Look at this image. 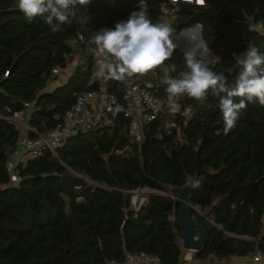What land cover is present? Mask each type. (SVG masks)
I'll list each match as a JSON object with an SVG mask.
<instances>
[{
	"label": "trees",
	"instance_id": "obj_1",
	"mask_svg": "<svg viewBox=\"0 0 264 264\" xmlns=\"http://www.w3.org/2000/svg\"><path fill=\"white\" fill-rule=\"evenodd\" d=\"M145 3L152 22L171 25L174 35L200 26L214 58L208 66L224 73L229 86L242 70L233 53L256 47L264 54V35L248 28L264 20V0H204L178 9L169 0ZM139 4L90 0L53 33L41 17L28 22L18 0H0V264H105L139 251L158 256L161 264H178L180 228L171 217L180 206L172 190L188 184L193 215H200L196 207L207 214L197 258L264 251V106L255 100L225 133L217 97H177L179 111L165 110L145 124L141 144L118 113L112 126L67 137L56 155L44 149L19 163L21 180L9 183L8 164L23 134L11 119L27 113L25 102H33L25 133L34 139L62 121L78 93L104 89L122 101L123 81L96 72L99 57L108 59L93 51V37L126 21ZM81 7L90 14L83 42L75 34ZM184 58L175 46L170 59L142 79L156 85L157 96H168L163 81L187 70ZM71 66L66 80L47 90L58 79L55 70ZM186 107L192 112L184 118L180 110ZM143 189L158 193L136 208L133 192Z\"/></svg>",
	"mask_w": 264,
	"mask_h": 264
},
{
	"label": "clouds",
	"instance_id": "obj_2",
	"mask_svg": "<svg viewBox=\"0 0 264 264\" xmlns=\"http://www.w3.org/2000/svg\"><path fill=\"white\" fill-rule=\"evenodd\" d=\"M179 8L180 4L199 3L204 0H169ZM90 0H18V9L28 22L41 17L50 30L55 33L62 25L70 24L78 6H87ZM249 31L264 35V20L248 26ZM173 32L167 23H153L145 0H140L139 11L130 13L126 21L115 24L114 29H102L93 37L98 52L106 56L108 62L102 65L98 75L104 79L124 81L136 75L143 76L153 72L168 61L175 45L170 36ZM208 52V50H207ZM206 52V53H207ZM241 71L234 86H229L224 73L212 71L208 64L211 59L201 55L197 59L194 52L185 54L187 70L179 74V78H166L168 101L173 112L179 111L176 98L187 95L203 102L209 94L219 100L224 131L233 129L247 103L258 101L264 106V54L256 47L247 49L236 56ZM239 97L237 102L235 98ZM199 181L193 185L198 186Z\"/></svg>",
	"mask_w": 264,
	"mask_h": 264
},
{
	"label": "built area",
	"instance_id": "obj_3",
	"mask_svg": "<svg viewBox=\"0 0 264 264\" xmlns=\"http://www.w3.org/2000/svg\"><path fill=\"white\" fill-rule=\"evenodd\" d=\"M197 4L199 3L197 2ZM80 12L81 14L75 34L77 39L83 42V31L90 19V14L86 7H81ZM93 51L98 57L101 55L96 49H93ZM212 62L213 61H211V63ZM155 91L156 85L152 81L142 79V76L136 75L126 78L123 81L121 102L116 95L108 93L104 89L78 93L75 102L65 112L62 121L58 123L53 130L39 135L34 139L28 138L26 133L19 137L17 149L8 164V171L10 174L9 183L17 185L21 180L20 174L16 168L19 163H25L28 159L38 156L44 149H49L53 155H56V147L67 137L80 131L103 126H112L115 123V118L118 113L123 114V116L129 120L128 131L130 135L141 144L145 139L143 130L145 124L155 120L165 110L173 113L172 106L168 101V96L159 97L155 94ZM177 102L178 100L176 98V104H178ZM32 106L33 102L24 103V107L27 110H30ZM180 111L184 118L189 117L192 112L189 107L181 109ZM22 116V112L15 113L11 120H17V118L21 119ZM18 123L22 124L25 130L30 129L26 123L20 121ZM157 136L161 137L159 133ZM147 195H149V193ZM146 196L143 197L140 202H135L136 208L146 200ZM175 217L176 216L173 215L171 219L174 220ZM183 250L187 249L183 248ZM187 251L189 252H182L178 264H218L224 262L228 257L244 258L246 262L253 264H264V251L260 249H256L253 253L245 257L230 255L223 252H214L207 258L201 259L202 261H198L199 258L196 257L195 251ZM105 264H161V261L156 255L139 251L136 253L125 252L122 261L106 259Z\"/></svg>",
	"mask_w": 264,
	"mask_h": 264
},
{
	"label": "water",
	"instance_id": "obj_4",
	"mask_svg": "<svg viewBox=\"0 0 264 264\" xmlns=\"http://www.w3.org/2000/svg\"><path fill=\"white\" fill-rule=\"evenodd\" d=\"M195 30L198 31L197 38L201 45H197L193 41H184L178 37L171 41L184 55L189 52H194V54L199 55L200 53H206L207 50V53H211V51L206 48V43L203 40L200 26L197 25L193 28L183 29L177 34V36H185L193 33ZM190 189L191 184H188L182 188H173L172 190L173 193L176 194V201L180 206L175 221L180 228L179 238L182 241L183 248L193 250L197 253L202 249L206 239L205 221L207 219V214L203 213L198 217L193 215V210H195V208L190 202Z\"/></svg>",
	"mask_w": 264,
	"mask_h": 264
},
{
	"label": "rangeland",
	"instance_id": "obj_5",
	"mask_svg": "<svg viewBox=\"0 0 264 264\" xmlns=\"http://www.w3.org/2000/svg\"><path fill=\"white\" fill-rule=\"evenodd\" d=\"M197 33L198 31L195 30L193 33H191V35H185V36H177V35H174V34H171L170 36V39H176L177 37L184 40V41H193L195 44L197 45H201L198 41V38H197ZM93 49H96L94 48V46L92 47ZM205 55L208 59H211V61L214 62V58H213V55L211 53H200L199 55L198 54H195L197 57H201V55ZM106 63V60L103 59L102 57L100 58L99 57V60L97 62L99 68L97 69V73L101 70V67L102 65H104ZM211 63V62H210ZM74 69H73V66L70 67L69 71H65V72H61L59 69L55 71V74L57 75L58 78H61V79H65L71 74L70 72H72ZM55 84V83H54ZM27 119V115L26 114H23L22 118H17V120H12L14 123H16L18 126H20L22 128L23 131H25V127L18 123L19 121L22 122V123H25V120ZM18 121V122H17ZM172 125V122L171 120H168L167 121V126H171ZM148 193H158L157 191L155 190H151V189H143V190H136L133 192V196H132V201H138L140 202L141 199L143 197H145ZM196 210L198 211L199 214H203V212L200 211L199 207H196ZM178 245L179 247L182 249V252L183 253H186V252H189L187 250H183V247H182V241L181 239H178ZM258 264H261V263H258Z\"/></svg>",
	"mask_w": 264,
	"mask_h": 264
},
{
	"label": "crops",
	"instance_id": "obj_6",
	"mask_svg": "<svg viewBox=\"0 0 264 264\" xmlns=\"http://www.w3.org/2000/svg\"><path fill=\"white\" fill-rule=\"evenodd\" d=\"M70 67L67 68L66 70L64 71H61V72H65V71H69ZM74 69V67H73ZM73 72V71H72ZM70 72V73H72ZM65 81V79H61V78H58L55 82H52L51 84H49L47 86V90H52L55 86L57 85H60L61 83H63ZM55 83V84H54ZM28 113V114H27ZM27 113L26 115L28 116L29 115V110H27ZM25 133V131H23V134ZM137 200V199H136ZM135 201H132L133 205H135ZM196 258V257H195ZM198 261H202L201 259H198ZM223 264H253V263H250V262H246L244 260V258H231V257H228L227 259H225L224 262H222Z\"/></svg>",
	"mask_w": 264,
	"mask_h": 264
},
{
	"label": "bare ground",
	"instance_id": "obj_7",
	"mask_svg": "<svg viewBox=\"0 0 264 264\" xmlns=\"http://www.w3.org/2000/svg\"><path fill=\"white\" fill-rule=\"evenodd\" d=\"M189 35H191V34H189Z\"/></svg>",
	"mask_w": 264,
	"mask_h": 264
}]
</instances>
